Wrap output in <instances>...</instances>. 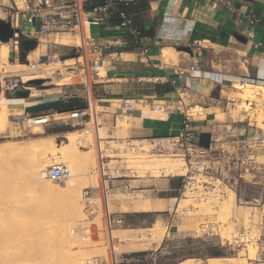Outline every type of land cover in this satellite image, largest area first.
I'll use <instances>...</instances> for the list:
<instances>
[{
    "label": "rangeland",
    "instance_id": "1",
    "mask_svg": "<svg viewBox=\"0 0 264 264\" xmlns=\"http://www.w3.org/2000/svg\"><path fill=\"white\" fill-rule=\"evenodd\" d=\"M26 1L23 0L22 7H18L19 11L25 9ZM10 5L14 8L7 7ZM0 12L3 14L1 18L4 20H10L12 17L15 22L16 7L13 0H0ZM68 41L77 43V38L75 37L74 40L69 38ZM33 59L34 53L28 55L27 59L21 63L7 60V63L12 64L39 65L37 70L28 69L15 73L5 72L4 67L6 66L2 62L0 65V94L2 96H6L7 87L14 83H16L15 87L28 86L26 87L28 95L31 93L34 98H54L67 94L68 91L62 87H68V89L80 87V92L85 95L80 71L74 73L73 70L66 68L67 66L56 63L58 61L45 60V63L42 64L34 62ZM59 59L63 61L60 56ZM67 61L72 64L75 60ZM24 75L29 77L28 80L46 78L52 83L42 84L43 79L39 83H29L28 80L25 81V78H22ZM68 78H72V82ZM240 82L253 84L257 87L264 86V83L261 82L249 83L244 80H240ZM230 83L233 92L229 95V100L233 99V101L225 104L226 113L217 108L216 117L223 120L225 116H228L233 121L247 120L250 117V127L264 130L263 90L253 89L255 95L261 97L262 104L261 107H258L252 102L251 97L253 96L245 94L244 88H238L233 82ZM232 96L234 97L232 98ZM152 104L161 109L165 102H153ZM149 107L151 104L146 105V108ZM96 108L99 110L97 104ZM187 108L190 109L187 112L191 114V118L203 116L205 112L197 105L187 106L184 110ZM182 109L180 107L181 111ZM126 114L127 112L117 117L114 123L112 122L109 126L104 124L99 117L100 133L110 146L109 170L112 177L110 209L116 220L121 219V222H115L113 231L116 237V250L130 252L129 256L132 257L130 264H178L187 259H196L200 264H205V261L210 257H231L241 264L244 260L246 263L264 264L254 260L257 251L254 240L249 242L246 247L229 244L234 234L231 217H235L239 226L249 227L251 237L258 235L260 220V215L257 214L258 209L248 206L254 207L258 205L255 199H259V202L263 199L264 177L258 179L254 184H242L238 196L241 201L247 202L235 206L232 204L234 196L230 193L226 199L216 202L215 208L202 203L199 205L200 210L194 215L174 219L175 226L168 228L169 211L174 209L178 203L174 197H176L182 182L183 161L171 154L150 152L151 143L149 141L131 138L130 124L127 123ZM218 114H222V116L220 117ZM30 115L32 114L15 111L12 119L17 122L18 131L4 138L0 143V256L3 252L17 253L27 246L31 251L29 261L32 262L36 259L39 264H69V250L72 251L75 258H79L78 264H85L86 261H91L96 257L103 258L105 249L99 200L97 197L87 198L84 194L85 187L96 185L93 151L91 148L83 151L84 149L77 144V139L82 135L79 129L73 128L72 134L67 133L61 137H54L50 131L51 128H46L48 124L63 126L64 122L83 121V118L71 117L70 111L62 114L46 112L39 115H49L50 121L47 123H28L27 118ZM44 124L47 125L43 126ZM66 127H70V125H66ZM250 134L253 133L250 131ZM42 138L43 140L47 139L48 142L46 140L45 143ZM88 140L89 137H86L85 144L88 143ZM164 145L168 146L167 143ZM11 147L15 148L16 152L10 151ZM257 152L261 155L260 160H264V148L257 149ZM79 160L83 163L92 162V169L81 168ZM55 162H63L68 168L75 171L74 183L76 189L81 193V200L52 197L40 190V182L43 180L57 185V182L50 180L47 175L42 178V174L45 173L43 170ZM17 168L24 172V177H22L24 180L22 179V183L16 184L15 190H13L10 186V178ZM185 204L186 201H180L179 208ZM76 206L80 209L77 210ZM209 208L214 211H206ZM205 221L221 222L220 229L217 232H213V230L203 233L205 229L201 227V223ZM85 226L88 232L83 230ZM91 235L94 238L96 236V242L91 243L87 240ZM25 241L27 242L26 246ZM17 242L23 243L24 246ZM158 242L162 243L155 249ZM39 245L44 248V253L36 250ZM137 254L145 255V260L142 263L134 260L144 258ZM16 262L10 264L26 263ZM186 263L187 261L183 264ZM0 264H2L1 261Z\"/></svg>",
    "mask_w": 264,
    "mask_h": 264
},
{
    "label": "crops",
    "instance_id": "2",
    "mask_svg": "<svg viewBox=\"0 0 264 264\" xmlns=\"http://www.w3.org/2000/svg\"><path fill=\"white\" fill-rule=\"evenodd\" d=\"M56 1L62 5L69 0ZM228 1L230 6L212 0H111L108 11L98 14L107 23L89 26L90 34L102 50V55L92 62V69L98 72L94 88L103 123L109 126L127 112L131 138L149 142L161 139L166 144L165 139L177 133L183 112L176 108L168 113L154 112L146 105L153 102L177 105L182 97L183 109L197 105L205 111L203 116L192 118V125L201 133L202 140L250 136V131L264 135L262 128L250 127L248 120L216 117L217 108L226 113L225 104L230 103L229 95L233 92L230 82L264 83V45L255 46L257 41L263 40L264 28L261 24L255 25L254 36H246L250 28L245 20V14L253 13L261 16L264 23V0ZM103 2H87L88 14L95 16L93 6ZM39 3L40 0H28V7L16 15L15 22L11 17L12 26L19 27L23 36L35 38L36 46L25 52L14 34L7 41V60L21 63L31 53H34L33 61L42 64L48 56L74 59L76 43L68 41L69 38L74 40V32L42 34L38 31L41 21L37 15L31 22L26 20L30 15L28 8ZM121 13L135 22L140 30L138 37L131 34L130 28L119 24ZM234 32L244 35L247 41H238ZM180 46H189L191 52L178 49ZM62 88L68 93L44 99L34 98L31 93L17 98L7 91L6 96L0 94V143L18 131L17 122L12 119L15 111L32 115L62 114L70 111L67 109L70 98L77 97L85 102L80 87ZM126 98L135 101L129 110L124 108ZM80 123L43 126L50 127L54 137H61L72 134L73 128L79 129ZM79 165L86 170L93 167L92 162L80 160ZM161 243L158 242L156 248ZM137 255L144 257L137 258L142 263L145 255Z\"/></svg>",
    "mask_w": 264,
    "mask_h": 264
},
{
    "label": "built area",
    "instance_id": "3",
    "mask_svg": "<svg viewBox=\"0 0 264 264\" xmlns=\"http://www.w3.org/2000/svg\"><path fill=\"white\" fill-rule=\"evenodd\" d=\"M90 0H69L65 4H58L56 0H40L39 5L28 8L30 15L26 18L31 22L35 15L41 21L39 32L45 34L49 31L74 32L77 43L75 45L76 52L73 60L74 63L67 64L66 68L73 70L74 73L81 72V84L85 90L84 107L75 108L70 111L71 117L83 118L79 124L81 137L77 139L80 148H91L94 157V172L96 175V185L84 188V194L87 198L97 197L102 218L103 228V245L105 256L103 258L96 257L85 264H130V252H119L116 250V237L114 236L115 222H121V219H115L110 209L112 196V177L109 170L110 146L106 143L105 138L100 133L101 122L99 121V111L96 108L97 100L95 96L94 77L97 72L92 69V62L102 55L100 44L89 32L91 24H106L98 14H105L112 6L111 0H104L103 3L93 6L92 10L95 16H90L86 9V3ZM223 5L230 6L228 0H212ZM15 15L20 12L15 0ZM12 9L14 6H7ZM28 7V0L25 8ZM24 10V9H23ZM21 10V11H23ZM234 10V9H233ZM246 23L249 31L246 36H254V26L262 25L263 19L259 15L253 13L245 14ZM11 21V18H10ZM119 24L130 28L131 34L135 37L140 35V30L134 21L124 14H120ZM263 40L255 43V46H263ZM47 60L54 62L61 60L59 58L47 57ZM66 60V59H63ZM16 86V83L7 87V91ZM23 87H28L24 86ZM124 99V108L131 109L133 106ZM229 102L233 101L228 100ZM184 106V98L180 97L177 105L173 103H165L161 109L151 104L152 111L172 112V108L180 110ZM182 109L183 119L176 134L169 135L165 141L168 146L163 144L161 139H153L150 141V152L167 153L176 156L183 161L184 173L182 174V182L178 188L175 200H178L176 207L169 211L170 220L168 228L174 227V219L188 217L200 210V204H209L215 208V203L226 199L230 193L234 196L235 204H243L240 196L242 184H254L258 179L264 177V160H260V154L257 149L264 148L263 133H255L250 136H237L230 138H208L202 140L197 129L192 125L191 114ZM227 109V107L225 108ZM71 112L74 115H71ZM41 115H30L27 119H34ZM248 121L249 118H247ZM49 119L41 123H47ZM89 137L88 143L85 144V138ZM46 175L57 183L66 181L71 172L67 165L63 162H55L48 166L45 170ZM263 199H255L258 205L249 208H257V214L260 215L258 224L259 233L257 236L249 235L251 229L249 227L239 226L235 217H231V223L234 228L233 239L229 244L234 246L242 245L246 247L249 242L254 240L257 245L256 258L258 262L264 263V193ZM186 201V204L179 208V202ZM248 205V204H247ZM251 213H253L251 211ZM221 222L205 221L201 223V227L205 229L203 233L217 232ZM247 240V242H246ZM137 261V258L134 259Z\"/></svg>",
    "mask_w": 264,
    "mask_h": 264
},
{
    "label": "bare ground",
    "instance_id": "4",
    "mask_svg": "<svg viewBox=\"0 0 264 264\" xmlns=\"http://www.w3.org/2000/svg\"><path fill=\"white\" fill-rule=\"evenodd\" d=\"M25 1V0H24ZM15 4L17 5V7H19L20 8V6L21 5H23V0H15ZM22 7V6H21ZM1 17H3V14L0 12V18ZM8 49H9V43L8 42H0V65L2 64V62H4L5 63V66L6 67H4L5 69V72H8V73H15V72H21V71H27L28 69H30V70H37L39 67V65H36V64H31V65H22V64H19V63H15V64H12V63H7V52H8ZM31 55V54H30ZM28 57V56H27ZM56 63H59V65L61 64V65H67V64H69V62L67 61V60H63V61H60V62H56ZM25 66H27V67H25ZM243 67V66H242ZM62 68V67H61ZM45 70V69H44ZM97 74H98V72H97ZM71 77V76H70ZM77 77V76H76ZM22 78H25V80H28L29 79V77H26L25 75L22 77ZM74 78V77H73ZM41 79H43V81H42V84H50V83H52L50 80H48V79H46V78H41ZM69 79V78H68ZM67 79V80H68ZM72 79V78H71ZM71 79H69V80H71ZM47 80V81H46ZM71 82H72V80H71ZM234 83V85L235 86H237L238 88H244V92H245V94L247 95V94H249L250 96L252 95L253 97H251V99H252V102H253V104H255L256 106H260L261 104H262V102H261V97L259 98V97H257L256 95H255V93H254V91H253V89L254 88H260L261 90H263V92H264V86H259V87H257V86H255V85H253V84H244V83H241L240 81H234L233 82ZM237 87H236V89H237ZM240 91V90H239ZM260 92H262V91H260ZM259 92V93H260ZM240 93H243V92H240ZM240 93H239V95H240ZM257 94V93H256ZM248 96V95H247ZM263 96V95H262ZM234 96H232V98H233ZM243 98V97H242ZM235 99V98H234ZM20 100V99H19ZM244 100V99H243ZM248 100V99H247ZM241 101V100H240ZM127 102L128 103H131V104H135V101H131V100H127ZM137 102V101H136ZM242 102V101H241ZM249 102V101H248ZM250 102H251V100H250ZM139 104V103H138ZM139 106V105H138ZM242 106H243V104H242ZM261 107V106H260ZM143 109V108H142ZM242 109V108H241ZM190 110V109H189ZM188 111V110H187ZM236 111V110H235ZM235 111H234V113H235ZM262 111V110H261ZM263 112V111H262ZM261 112V113H262ZM72 113V112H71ZM264 113V112H263ZM190 114V113H189ZM252 114V113H251ZM219 115V114H218ZM220 117L222 116V114L221 115H219ZM219 117V118H220ZM264 117V116H263ZM250 118V117H249ZM46 120H48V116H45V115H41L40 117H37V118H34V119H27V122L28 123H41V122H43V121H46ZM263 121V120H262ZM264 123V122H263ZM69 134H71V133H69ZM68 136H70V135H68ZM42 140H43V138H42ZM42 140H40V141H42ZM47 140V139H46ZM46 140H43L44 142L46 141ZM54 141V140H53ZM43 142V143H44ZM47 142H48V140H47ZM46 143V142H45ZM51 144V143H50ZM72 144V143H71ZM168 144V143H167ZM52 145V144H51ZM23 147V146H22ZM30 148V147H29ZM50 149V148H49ZM12 150H14L15 151V148H13V147H11L10 148V151H12ZM19 150V149H18ZM40 151V150H39ZM16 152V151H15ZM14 153V152H13ZM70 169V168H69ZM44 172H45V170H43ZM70 172H71V176L66 180V181H64V182H62V183H57V185H54V184H51L49 181H41L40 182V190L43 192V193H45V194H47V195H49V196H52V197H59V198H63V199H66V198H71V199H74L75 201H77V200H79L80 198H82L81 197V193L76 189V187H75V183H74V180H75V175H76V173H75V171H73L72 169H70ZM22 177H24V172H22L19 168H17V169H15L14 171H13V175H12V177L10 178V186H11V188L13 189V190H15V185L16 184H18V183H22ZM46 177V172L45 173H43L42 174V178H45ZM24 180V179H23ZM51 180V179H50ZM53 181V180H52ZM54 182V181H53ZM34 186V185H33ZM81 200V199H80ZM218 204V203H217ZM232 204H234L235 206H236V204L232 201ZM71 205V204H70ZM223 206V205H222ZM221 207V206H220ZM224 207H226L225 205H224ZM77 210H79L80 208L78 207V206H76L75 207ZM223 208V207H222ZM232 208V207H231ZM220 209V208H219ZM210 210V208L208 209V210H206V211H208V212H210L211 210H213L212 208H211V210ZM69 211V210H68ZM214 211V210H213ZM216 211V210H215ZM220 212H221V210H220ZM229 212V211H228ZM225 213H227L226 212V210H225ZM217 214H218V211H217ZM223 216V215H222ZM227 216V215H226ZM225 216V217H226ZM84 223V222H83ZM79 226V225H78ZM196 227H197V225H196ZM84 229L83 230H86L87 232H88V229L86 228V226L85 227H83ZM149 229V228H148ZM204 229V228H203ZM196 230V229H195ZM150 231V230H149ZM201 232V231H200ZM224 232H226V231H224ZM224 232H223V234H224ZM164 233H166V232H164ZM6 235V234H5ZM162 235V234H161ZM166 236V235H165ZM225 236H226V233H225ZM95 238H96V236H95ZM95 238H94V236L93 235H91V236H89V239H87V240H89L91 243H93V242H96L95 241ZM161 238H163V237H161ZM6 239H7V237H6ZM16 239H17V237H16ZM19 239V238H18ZM155 239V238H154ZM8 240V239H7ZM10 240V239H9ZM96 240H97V238H96ZM27 242L25 241V246L27 245L26 244ZM17 244H20V245H22L23 243H18L17 242ZM22 246H24V244L22 245ZM153 246H154V243H153ZM25 248V249H24ZM24 248H22L19 252H17V253H14V252H9V253H5V252H3V254H2V256H0L1 257V262H2V264H10V263H15L16 261H21V262H26V263H28V264H39L38 263V260H33L32 262H30L29 261V255H31V251H30V247L28 248L27 246L26 247H24ZM156 248V247H155ZM32 249V248H31ZM36 250H39L40 252H43L44 253V248L41 246V245H39V246H37L36 247ZM252 250V249H251ZM11 251V250H10ZM33 251H35V250H33ZM32 251V252H33ZM5 253V254H4ZM34 253V252H33ZM79 253H80V251H79ZM254 253V252H253ZM44 255V254H43ZM76 255V254H75ZM251 255V257L253 256L252 255V253L250 254ZM249 255V256H250ZM68 256H69V258H70V263L69 264H78V259L77 258H75V256H74V254L72 253V251L70 252V250H69V253H68ZM81 257V256H80ZM250 258V257H249ZM81 259V258H80ZM29 261V262H28ZM187 261V263L186 264H200L199 263V260H196V259H192V260H190V259H187V260H185V261H182V262H180V263H178V264H183L184 262H186ZM245 261V260H244ZM244 261H242L244 264L246 263V261L244 262ZM206 262V263H205ZM204 263L205 264H212V263H214V262H216L217 264H241V262L239 263L238 262V260L236 261L235 260V258L233 259V258H231V257H210V258H208L206 261H205ZM212 262V263H211ZM17 263V262H16ZM25 263V264H26ZM242 263V264H243ZM246 264H252L251 262H248V263H246ZM253 264H255V263H253Z\"/></svg>",
    "mask_w": 264,
    "mask_h": 264
},
{
    "label": "water",
    "instance_id": "5",
    "mask_svg": "<svg viewBox=\"0 0 264 264\" xmlns=\"http://www.w3.org/2000/svg\"><path fill=\"white\" fill-rule=\"evenodd\" d=\"M247 1H251V0H247ZM14 34H17L18 42L21 48L25 52L33 49L37 44V40L35 38H28V37L23 36L19 27L12 26L10 20H4L3 18H0V42H7L10 38L13 37ZM233 36L238 41H241V42L247 41V38L244 35L239 34L237 32H234ZM178 49L191 52V49L189 46H180ZM40 81H41L40 78H33V79L28 80L29 83H39ZM8 93L10 94L11 97H15V98L25 97L28 94V88L15 87V88L9 89Z\"/></svg>",
    "mask_w": 264,
    "mask_h": 264
},
{
    "label": "trees",
    "instance_id": "6",
    "mask_svg": "<svg viewBox=\"0 0 264 264\" xmlns=\"http://www.w3.org/2000/svg\"><path fill=\"white\" fill-rule=\"evenodd\" d=\"M7 93H8V91H7ZM70 101H71L70 105L67 108L70 111L75 109V108L84 107V105H85V102L80 101L79 98H77V97L70 98Z\"/></svg>",
    "mask_w": 264,
    "mask_h": 264
}]
</instances>
